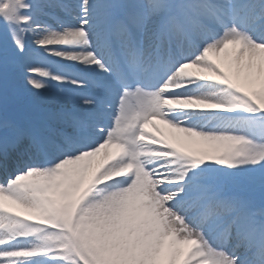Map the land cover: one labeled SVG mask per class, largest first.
Here are the masks:
<instances>
[{"label":"snow or ice","instance_id":"obj_1","mask_svg":"<svg viewBox=\"0 0 264 264\" xmlns=\"http://www.w3.org/2000/svg\"><path fill=\"white\" fill-rule=\"evenodd\" d=\"M0 264H264V0H0Z\"/></svg>","mask_w":264,"mask_h":264},{"label":"bare ground","instance_id":"obj_2","mask_svg":"<svg viewBox=\"0 0 264 264\" xmlns=\"http://www.w3.org/2000/svg\"><path fill=\"white\" fill-rule=\"evenodd\" d=\"M162 127H164V126L162 125Z\"/></svg>","mask_w":264,"mask_h":264}]
</instances>
